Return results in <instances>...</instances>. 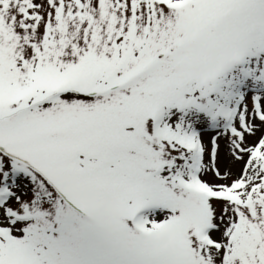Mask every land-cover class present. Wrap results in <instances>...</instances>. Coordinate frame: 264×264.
I'll use <instances>...</instances> for the list:
<instances>
[{
  "label": "snow or ice",
  "instance_id": "snow-or-ice-1",
  "mask_svg": "<svg viewBox=\"0 0 264 264\" xmlns=\"http://www.w3.org/2000/svg\"><path fill=\"white\" fill-rule=\"evenodd\" d=\"M0 264H264V0H0Z\"/></svg>",
  "mask_w": 264,
  "mask_h": 264
}]
</instances>
